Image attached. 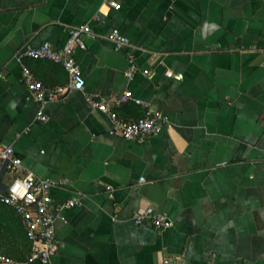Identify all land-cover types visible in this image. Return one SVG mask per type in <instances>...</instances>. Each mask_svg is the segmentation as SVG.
Segmentation results:
<instances>
[{"label": "crops", "instance_id": "obj_1", "mask_svg": "<svg viewBox=\"0 0 264 264\" xmlns=\"http://www.w3.org/2000/svg\"><path fill=\"white\" fill-rule=\"evenodd\" d=\"M85 23L128 37L138 72L126 76L127 51L86 39L76 51L85 90L50 105L41 122L15 55L61 46ZM27 63L46 86L68 85L62 66ZM125 91L148 108L115 107L124 119H168L145 144L125 140L86 99ZM0 144L62 182L56 203L83 196L58 223L48 264H264V0H0ZM11 182L0 170V187ZM146 208L173 227L136 224ZM31 253L21 214L0 198V255Z\"/></svg>", "mask_w": 264, "mask_h": 264}, {"label": "built area", "instance_id": "obj_2", "mask_svg": "<svg viewBox=\"0 0 264 264\" xmlns=\"http://www.w3.org/2000/svg\"><path fill=\"white\" fill-rule=\"evenodd\" d=\"M111 4L115 8L121 6L116 1ZM96 20L102 21L101 17H97ZM86 39H107L114 44L117 50L127 51L129 68L126 76L131 79L138 72L136 64L138 47L118 31L102 34L89 23L70 27L69 37L61 46L50 42H45L39 47L25 46L17 52L15 59L21 66L24 85L39 105V121H48L50 105L64 100L73 92L85 90L86 80L76 59V51L87 49ZM29 60L50 61L62 66L69 75L68 85L55 88L46 86L37 78L27 63ZM86 99L92 107L109 115L116 133L125 140L139 145L159 135L168 122L164 115L151 112L138 120H126L121 117L115 107L128 101H134L148 108V104L134 98L131 91H125L121 98L114 100L95 95H86ZM3 169L12 175V182L6 187H0V198L21 214L28 239L32 243V253L25 261H16L8 256L0 255V264H32L35 262L48 264L60 247L57 237L58 223L66 221L67 211L82 204L83 196H75L65 203H56L52 196V189L61 186L62 182L36 175L24 166L12 146L0 144V170ZM132 219L138 225L150 222L158 231H165L174 225L167 215L159 214L153 208L135 211ZM168 261L171 262L172 259ZM175 264L183 263L177 261Z\"/></svg>", "mask_w": 264, "mask_h": 264}]
</instances>
